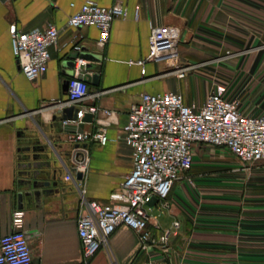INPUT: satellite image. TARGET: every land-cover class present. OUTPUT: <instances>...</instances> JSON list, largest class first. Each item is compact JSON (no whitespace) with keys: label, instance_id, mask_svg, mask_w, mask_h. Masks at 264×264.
Listing matches in <instances>:
<instances>
[{"label":"crops","instance_id":"0c3cea01","mask_svg":"<svg viewBox=\"0 0 264 264\" xmlns=\"http://www.w3.org/2000/svg\"><path fill=\"white\" fill-rule=\"evenodd\" d=\"M87 1L104 8L120 2L126 9L125 19L112 22L104 46L97 43L95 26L67 24ZM49 24L58 30L57 43L49 48L45 74L28 81L12 53L9 27L29 31ZM161 26L179 31V66L198 65L184 78L163 62H147L141 74L137 62L147 58L151 31ZM262 46L264 0H0V237L11 231V215L18 209L21 143L32 140L35 146L49 147L53 169L60 168L58 157L67 161L68 133L50 128L51 118L62 115L42 107L66 98L63 86L73 75L70 53L102 58L98 86H88L92 92L103 91L96 105L115 114L107 128V143L87 147L82 182L89 199L107 203L132 169L122 128L140 95L175 91L186 104L200 107L211 88V56H221L225 59L218 72L228 80L232 76L236 92L244 91L241 111L259 114L264 110ZM84 63L81 72L88 64ZM95 127L94 122L85 123L83 131ZM64 176L63 172L50 179L49 191L42 188L38 200L22 209L31 264L82 263L78 191ZM146 213L154 238L169 232L166 249L152 254L155 264H264V165L241 164L226 150L202 146L167 200L146 208ZM138 249L137 235L120 226L110 236L108 249L99 250L89 264H141Z\"/></svg>","mask_w":264,"mask_h":264},{"label":"built area","instance_id":"2783aa9c","mask_svg":"<svg viewBox=\"0 0 264 264\" xmlns=\"http://www.w3.org/2000/svg\"><path fill=\"white\" fill-rule=\"evenodd\" d=\"M126 17V9L120 2L104 8L87 1L70 16L67 24L71 28L95 26L97 43L104 46L109 41L112 22ZM9 35L12 53L23 76L32 82L44 75L50 59L49 48L58 40L57 28L49 24L44 29L21 31L11 25ZM178 42L176 28L152 29L148 56L137 62L142 67L141 74L147 62L165 63L178 78H184L189 69L198 67L179 66ZM84 64L81 59L74 61L66 98L42 107L56 111L76 107V118L63 121L64 126L76 129L87 113L93 116L96 126L90 132L74 131L66 135L69 156L62 162L64 181L73 183L78 191L76 225L81 264H89L99 250L108 249L110 236L120 226L137 235L139 262L155 264L152 254L157 249H166L169 232L154 238L148 231L146 203L151 197H156L158 202L167 200L174 184L191 170L194 155L202 146L226 150L241 164L264 165V110L259 114L243 113L240 93L232 88L230 79L217 74L212 75L211 88L200 107L186 104L175 91L156 95L142 93L139 102L130 108L122 128L123 142L131 151L132 169L119 189L110 195L109 202H97L87 197L86 185L82 179L76 180L75 174H83L89 145L107 143V128L115 113L96 105L103 91L92 92L86 82L78 79ZM23 224V211L15 209L11 215V231L0 237V264H31L32 254ZM178 226V222L173 224L174 229Z\"/></svg>","mask_w":264,"mask_h":264},{"label":"water","instance_id":"95a60500","mask_svg":"<svg viewBox=\"0 0 264 264\" xmlns=\"http://www.w3.org/2000/svg\"><path fill=\"white\" fill-rule=\"evenodd\" d=\"M76 59H81L87 61L88 64L85 65V72H81L78 76V79L90 84L92 86H98L99 73L101 69V61L102 58L99 55L95 54H84L81 52H72L68 56L69 66H74V61ZM92 72L93 74H88ZM63 90H67V81L63 86ZM64 100V99H61ZM36 111H28L26 113H35ZM57 114H61L62 117L60 119L53 116L51 121L53 122L50 126L51 129L60 128L62 132L70 133V132H83V126L85 123H92L93 116L91 114H85L81 120V123L78 127L71 128L72 126H64L63 121L72 120L76 118V114L78 112V108L71 107L65 108L61 111H56ZM34 142L32 140L24 141L21 143L22 148H20L19 152L20 160L22 164L20 166L19 172V182H18V193H17V206L18 209L22 210L23 208H27L33 201H37L41 195L40 190L45 188L44 192L49 191L48 182L51 180H56L60 177V175L64 172L62 162L64 159L59 158L60 168H52L53 163L50 160V156L48 151L50 150L47 146H41L37 143V145H33ZM69 152H67L65 158H68ZM76 180H81L83 178L82 173L75 174ZM158 202L156 197H151L150 200L146 203L147 208L154 207Z\"/></svg>","mask_w":264,"mask_h":264},{"label":"rangeland","instance_id":"374dc122","mask_svg":"<svg viewBox=\"0 0 264 264\" xmlns=\"http://www.w3.org/2000/svg\"><path fill=\"white\" fill-rule=\"evenodd\" d=\"M232 55V54H231ZM219 58H222L221 56H211V59H210V61H211V67H210V70H211V72H210V74H212V75H222L221 73H219L218 71L220 70L219 69V66L220 65H222L223 63H222V61H217V59H219ZM216 66H217V68L218 69H216ZM232 78V76L229 78L230 80H232L231 79ZM247 82V84H248V82H249V80L248 81H246ZM232 83H233V81H232ZM243 89H245L244 88V86H243ZM239 93L241 94V93H244V91L242 92H240L239 91ZM242 95V94H241Z\"/></svg>","mask_w":264,"mask_h":264}]
</instances>
